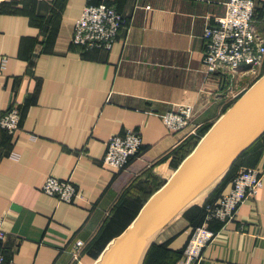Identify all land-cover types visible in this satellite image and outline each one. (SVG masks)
<instances>
[{
    "label": "crops",
    "instance_id": "1",
    "mask_svg": "<svg viewBox=\"0 0 264 264\" xmlns=\"http://www.w3.org/2000/svg\"><path fill=\"white\" fill-rule=\"evenodd\" d=\"M228 1L0 0V55L8 57L0 110L22 112L20 129L0 131V222L14 264H100L138 211L121 195L141 171L191 129H211L248 87V75L233 80L203 64L204 29L226 15ZM102 2L124 16L125 27L112 50L84 51L73 43L76 20ZM179 106L193 107L194 116L190 128L172 133L163 115ZM128 130L142 135L144 150L126 169L113 170L103 162L108 141ZM257 142L231 176L168 224L159 245L183 250L204 222L208 198L220 201L244 169L264 172V135ZM170 165L161 166L162 176ZM50 176L74 182L77 198L69 204L46 194ZM106 226L102 246L74 252L76 240L87 242ZM210 229L215 239L199 264H264V179L233 221L214 220Z\"/></svg>",
    "mask_w": 264,
    "mask_h": 264
},
{
    "label": "built area",
    "instance_id": "2",
    "mask_svg": "<svg viewBox=\"0 0 264 264\" xmlns=\"http://www.w3.org/2000/svg\"><path fill=\"white\" fill-rule=\"evenodd\" d=\"M256 1L229 0L226 3V15L204 29L203 64L209 74H230L233 80H238L244 75L264 72V32L257 26L259 21ZM124 27V16L113 6L105 2L87 5L76 20L73 43L84 51L96 48L109 51ZM7 64L8 57L0 55V74ZM193 116V107L179 106L175 111L165 114L163 119L171 131L178 132L189 126ZM21 121L20 108L0 110V131L14 134L20 129ZM143 146L142 135L135 130H128L123 136H112L108 141L103 162L113 170L124 169ZM263 179V171L244 169L235 177L231 190L220 201L204 202L207 212L205 221L193 231L177 264H199L204 250L215 239L210 223L214 220L222 223L233 221L241 206L249 198L256 196L263 187ZM43 191L69 204L79 194L74 182L57 176L46 179ZM4 239L5 232L0 222V264H14L5 254ZM74 244L75 249H80L83 242L76 240Z\"/></svg>",
    "mask_w": 264,
    "mask_h": 264
},
{
    "label": "water",
    "instance_id": "3",
    "mask_svg": "<svg viewBox=\"0 0 264 264\" xmlns=\"http://www.w3.org/2000/svg\"><path fill=\"white\" fill-rule=\"evenodd\" d=\"M264 135V76L213 125L105 251L101 264H144L157 235L224 178Z\"/></svg>",
    "mask_w": 264,
    "mask_h": 264
},
{
    "label": "rangeland",
    "instance_id": "4",
    "mask_svg": "<svg viewBox=\"0 0 264 264\" xmlns=\"http://www.w3.org/2000/svg\"><path fill=\"white\" fill-rule=\"evenodd\" d=\"M256 3H257L258 10H260L262 8L261 2H259V0H257ZM257 20L259 21L258 25H257L259 30L264 32V19H262V16L258 17V13H257ZM203 58H204V54H203ZM248 75H251V74H248ZM263 76H264L263 71H261V72L259 71L255 75L248 76V78H247L248 81L245 79V81L247 83L246 86H248V87L244 88L242 93L237 94V96L233 99L234 101H233L232 105L235 104L236 101L244 93H246L248 90H250ZM241 79H242V77L239 80L241 81ZM232 105L230 106V108L232 107ZM163 121H164V119H163ZM190 125H191V123L189 124V126L186 129H184L182 131H178V132L171 131L169 128L168 129L172 133H181V132L186 131L188 128H190ZM196 136H201L200 130H198L197 128L191 129L189 131V134L187 133V135L180 141V143H178L166 155H163L161 158L154 161L151 165H147V167H145L141 171L139 176H137V178L134 180V182L131 183L130 191H128L126 194L121 195L122 200H126L128 202H132V203L138 205V209H137L138 211L136 214H138L141 211L142 206H144L146 201L153 196L152 194L155 191L160 190L168 182L169 178L171 176H173V174L177 171V169L183 163V161L196 149V147L199 145L200 141L204 138V136H201V140L197 141V140H195ZM187 143H190V144H187ZM143 148H144V146L141 148V151ZM141 151L135 155V158L140 155ZM168 162L171 164L170 169H168V173L165 176H162L159 170L163 164L168 163ZM127 167H125L124 169H126ZM124 169H121V170H124ZM121 170H117V171H121ZM135 215H133V217L129 218L130 225L133 223V219L135 218ZM178 217H180V214L176 218H178ZM109 227L110 226H106V230H104V232L101 235L98 231L95 235H93L90 239H88L87 242L84 241L83 239L79 238L77 241L82 240V242H83L82 248L75 249V246H74L73 247L74 252L75 253L76 252L82 253V250L85 249L84 251H86L89 254H92L91 252L93 251V249L98 248L97 246H100L101 244L102 245L104 244L103 243L104 234H105V232H109V230L111 229ZM125 228L126 227H124L123 230H125ZM165 228L157 235V237L155 239V244H159V242L161 241L160 235L165 231ZM103 251H104V249H101V251H98L96 256L99 257ZM75 263L73 262L72 264H75Z\"/></svg>",
    "mask_w": 264,
    "mask_h": 264
},
{
    "label": "trees",
    "instance_id": "5",
    "mask_svg": "<svg viewBox=\"0 0 264 264\" xmlns=\"http://www.w3.org/2000/svg\"><path fill=\"white\" fill-rule=\"evenodd\" d=\"M262 11L261 9L257 11L258 13V17L262 16ZM210 130V128H203L200 130V135L201 136H205L207 134V132ZM201 136H196L195 140L197 141H200L201 140ZM198 143V142H197ZM258 142L255 143V145L257 144ZM187 144H190V143H187ZM254 145V146H255ZM253 146V147H254ZM251 149V148H250ZM144 149H142L141 153L143 152ZM249 150V149H248ZM247 150V151H248ZM140 153V154H141ZM243 156V155H242ZM241 156V157H242ZM237 163V162H236ZM236 163L233 165V167L231 168L230 172L228 173V175L226 177H229L231 176V174L233 173V171L235 170L236 168ZM237 174V173H236ZM236 174H234V176L236 177ZM233 176V177H234ZM234 177V178H235ZM222 182H225V180H223ZM158 191V190H157ZM157 191H155L152 195H154ZM150 199V198H149ZM148 199V200H149ZM147 200V199H146ZM147 200V201H148ZM146 201V203H147ZM207 202H210V203H213L211 200H207ZM145 203V204H146ZM144 204V205H145ZM203 212H204V221H205V218H206V209H205V206H203ZM127 212L126 211H122L121 214L124 216ZM204 223V222H203ZM202 223V224H203ZM201 224V225H202ZM199 225V226H201ZM198 226V227H199ZM197 228V227H196ZM195 228V229H196ZM194 229V230H195ZM193 230V231H194ZM193 233V232H192ZM192 235V234H191ZM191 238V237H190ZM190 240V239H189ZM189 242V241H188ZM101 246V245H100ZM100 246H97V247H100ZM186 247V246H185ZM91 249V248H90ZM184 250L185 248H183V250L181 251H174V250H171L168 248L167 244H163V245H159V244H154L153 247L151 248L146 260H145V263L144 264H177L178 261L182 258L183 256V253H184ZM101 251V249H100Z\"/></svg>",
    "mask_w": 264,
    "mask_h": 264
},
{
    "label": "bare ground",
    "instance_id": "6",
    "mask_svg": "<svg viewBox=\"0 0 264 264\" xmlns=\"http://www.w3.org/2000/svg\"><path fill=\"white\" fill-rule=\"evenodd\" d=\"M175 174V173H174ZM103 259V258H102ZM102 262V261H101ZM101 264V263H100Z\"/></svg>",
    "mask_w": 264,
    "mask_h": 264
}]
</instances>
